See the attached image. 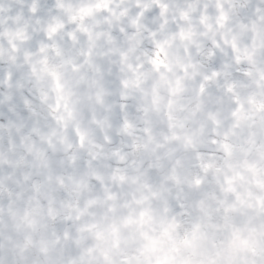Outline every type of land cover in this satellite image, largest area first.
<instances>
[{"label": "clouds", "instance_id": "clouds-1", "mask_svg": "<svg viewBox=\"0 0 264 264\" xmlns=\"http://www.w3.org/2000/svg\"><path fill=\"white\" fill-rule=\"evenodd\" d=\"M0 264H264V0H0Z\"/></svg>", "mask_w": 264, "mask_h": 264}]
</instances>
